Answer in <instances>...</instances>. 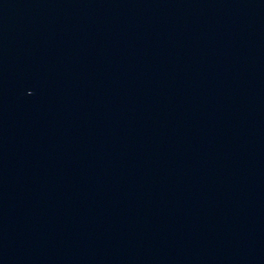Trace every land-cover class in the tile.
<instances>
[{
	"label": "water",
	"instance_id": "obj_1",
	"mask_svg": "<svg viewBox=\"0 0 264 264\" xmlns=\"http://www.w3.org/2000/svg\"><path fill=\"white\" fill-rule=\"evenodd\" d=\"M0 264H264V0H0Z\"/></svg>",
	"mask_w": 264,
	"mask_h": 264
}]
</instances>
